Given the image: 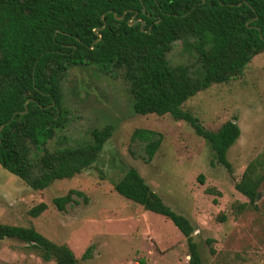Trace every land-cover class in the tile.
I'll use <instances>...</instances> for the list:
<instances>
[{
  "label": "trees",
  "instance_id": "obj_1",
  "mask_svg": "<svg viewBox=\"0 0 264 264\" xmlns=\"http://www.w3.org/2000/svg\"><path fill=\"white\" fill-rule=\"evenodd\" d=\"M176 42L196 60L194 69L169 64L167 55ZM261 53L264 0H0V167L31 190L42 191L94 164L111 135L109 127L90 131L82 144L53 152L45 146L68 121L62 105L64 78L71 69L95 68L105 75L122 72L133 114L169 115L187 123L209 146L214 162L230 172L226 154L240 135L238 126L230 120L207 131L182 106L211 85L241 76ZM162 138L136 129L130 142L143 146L150 163ZM263 182L264 153L248 163L234 188L253 205ZM113 192L169 221L185 239L187 264H202L191 223L166 206L135 169L126 170ZM73 197L87 201L69 190L52 199V205L63 212L77 203ZM246 206L234 205L233 213L241 214ZM46 209L39 203L28 215L37 218ZM6 239L26 244L42 262L77 264L66 245L32 227L0 224V241ZM90 252L88 248L82 260ZM209 252L214 254L211 248Z\"/></svg>",
  "mask_w": 264,
  "mask_h": 264
},
{
  "label": "rangeland",
  "instance_id": "obj_2",
  "mask_svg": "<svg viewBox=\"0 0 264 264\" xmlns=\"http://www.w3.org/2000/svg\"><path fill=\"white\" fill-rule=\"evenodd\" d=\"M167 59L172 66H196L181 42L173 44ZM62 90L68 121L46 150L82 144L94 129L109 127L111 135L91 167L42 191L31 190L0 167V224L34 228L66 245L77 264H187L185 239L169 221L113 192L114 183L133 168L166 206L191 223L202 264H264V182L253 205L234 188L248 163L264 153V53L254 56L241 76L211 85L182 106L207 131L230 120L238 126L240 135L226 154L230 172L214 162L209 146L187 123L169 115L133 114L120 71L105 75L95 68L71 69ZM136 129L163 137L150 163L143 146L130 142ZM69 190L87 201L73 197L77 203L58 212L52 199ZM39 203L47 209L31 218L28 210ZM244 203V211L235 215L232 207ZM88 248L90 257L82 260ZM0 264L54 262H42L26 244L6 239L0 241Z\"/></svg>",
  "mask_w": 264,
  "mask_h": 264
},
{
  "label": "water",
  "instance_id": "obj_3",
  "mask_svg": "<svg viewBox=\"0 0 264 264\" xmlns=\"http://www.w3.org/2000/svg\"><path fill=\"white\" fill-rule=\"evenodd\" d=\"M95 33H96V31H94ZM0 129H1V127H0ZM259 198V194L257 195V199Z\"/></svg>",
  "mask_w": 264,
  "mask_h": 264
}]
</instances>
